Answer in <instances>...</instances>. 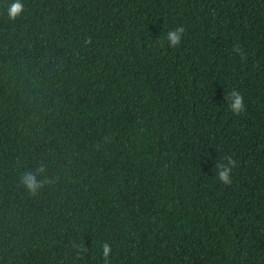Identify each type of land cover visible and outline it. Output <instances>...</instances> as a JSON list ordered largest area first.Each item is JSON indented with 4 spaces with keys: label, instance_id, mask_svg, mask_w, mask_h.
Masks as SVG:
<instances>
[{
    "label": "trees",
    "instance_id": "trees-1",
    "mask_svg": "<svg viewBox=\"0 0 264 264\" xmlns=\"http://www.w3.org/2000/svg\"><path fill=\"white\" fill-rule=\"evenodd\" d=\"M13 2L0 264H264V0H22L12 20ZM39 165L51 183L33 196L19 181Z\"/></svg>",
    "mask_w": 264,
    "mask_h": 264
},
{
    "label": "clouds",
    "instance_id": "clouds-1",
    "mask_svg": "<svg viewBox=\"0 0 264 264\" xmlns=\"http://www.w3.org/2000/svg\"><path fill=\"white\" fill-rule=\"evenodd\" d=\"M24 12V4L22 0H14L9 7V18L12 20L17 19ZM185 33L183 26L176 27L169 30L166 35L159 41L161 48L171 47L172 49L177 48L181 45L182 39ZM233 51L243 56V52L239 46H235ZM229 101L228 106L234 115H240L245 111L244 97L238 90H233L230 96L226 97ZM237 166L236 159L231 156L224 157V161L216 165V177L217 179L225 184L231 185L233 183V169ZM47 169L44 165L37 166L35 171L27 170L22 173L20 177V183L29 192V194L35 196L48 184L51 183V177L47 176ZM42 177V178H41ZM103 255L107 261L111 255V245L105 242L102 245Z\"/></svg>",
    "mask_w": 264,
    "mask_h": 264
}]
</instances>
